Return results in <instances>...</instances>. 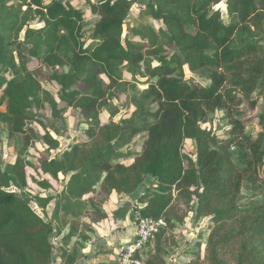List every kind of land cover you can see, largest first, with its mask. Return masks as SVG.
Segmentation results:
<instances>
[{
    "label": "trees",
    "instance_id": "16d2710c",
    "mask_svg": "<svg viewBox=\"0 0 264 264\" xmlns=\"http://www.w3.org/2000/svg\"><path fill=\"white\" fill-rule=\"evenodd\" d=\"M146 1L142 13L164 26L158 34L149 27L132 30L147 44L122 40V26L135 0H100L89 4L90 14L97 18L95 44L85 47L83 13L69 3L0 0V124L6 125L9 135H20L22 148L27 149L37 137L27 127L30 111L37 103L41 82L47 81L57 88L62 102L79 110L89 140V144L76 145L40 164L41 172L54 180L58 174H70L52 222L5 190L27 186L20 162L6 167L0 180V264H51L50 236H62L63 246L68 247L73 238L70 221L82 211L81 200L97 185L106 196L130 193L145 178L156 187L140 214L154 221L167 213L173 189L193 190L196 216L211 217L214 223L206 243V264H264V46L247 42L261 30L264 0H225L223 4L221 0ZM10 2L17 5L5 11ZM217 5L226 11L227 23L222 11L214 9ZM31 17L42 26L30 28ZM21 31L23 40L19 42ZM160 38L165 41L162 46ZM23 45L28 47V58L38 64L32 70L21 58ZM167 49L172 51L170 56L165 54ZM146 58L155 59L157 65L146 63ZM141 64H145V75L156 81L143 94L144 104L136 106L127 121L101 124L99 111L110 99L108 89L118 80L117 67L137 71ZM184 66L209 84L184 81ZM60 68L67 71L58 73ZM8 74L11 79L5 78ZM101 77L111 84L109 88ZM79 81L83 92L74 89ZM45 96L55 110V102L47 93ZM244 100L249 111L262 100V110L255 116L262 131L255 136L244 133L240 120ZM215 111H224L231 120L226 142L201 128ZM140 133H146L141 154L130 165L114 163L123 157L120 150ZM187 140L195 143V163L182 156ZM43 141L49 150L58 147L49 134ZM243 182L262 199L242 209L237 200ZM38 186L51 188L46 182ZM52 200L51 196H35L31 201L45 210ZM66 229L67 234L62 235ZM230 246L233 252L226 258ZM161 252L160 237L154 256L145 264H164ZM67 257L63 248L61 259ZM66 264H74V260Z\"/></svg>",
    "mask_w": 264,
    "mask_h": 264
},
{
    "label": "rangeland",
    "instance_id": "374dc122",
    "mask_svg": "<svg viewBox=\"0 0 264 264\" xmlns=\"http://www.w3.org/2000/svg\"><path fill=\"white\" fill-rule=\"evenodd\" d=\"M51 1L53 0H43L44 4ZM56 1L67 2L83 13V39L85 47L94 45L93 29L97 18L90 14L89 4H96L100 0ZM221 1V4H223L225 0ZM146 4V0H135L131 6L122 26L123 41L128 38L135 43L147 44V40L140 41L132 30H142L143 27H149L158 34V30L164 28L162 22L153 20L142 13L146 9ZM16 5L15 2H10L6 4L4 10L6 11ZM219 5L215 6L214 9H220L222 11V20L227 23L229 19L226 11H223ZM22 10H25V8ZM28 25L30 28H40L42 26L38 19L33 17L30 18ZM259 27L261 30L257 32L256 37L248 38L247 42L264 46V22ZM252 30L254 29L252 28ZM23 34L24 31L19 33V42H22ZM164 42V39L160 38L159 46L164 45ZM13 49L14 46L11 47V51ZM12 53L15 62L18 63L16 53ZM171 53V50H165L167 56H170ZM21 58L28 61L27 68L29 70L34 69L38 65L36 61L28 58V47L25 45L21 47ZM145 61L151 66L157 65L155 59L146 58ZM144 68L145 64H141L140 70L137 71L124 65L117 67L116 78L118 80L113 88L108 89L107 95L110 99H108L106 106L99 111L98 116L101 124L106 125L111 122L122 123L127 121L135 112V107L139 104H144L143 94L150 85L156 82L145 75ZM56 71L60 73L67 71V69L60 68L56 69ZM182 72L184 81L190 84L200 86H207L209 84L202 75L190 72L186 66L183 67ZM5 78L11 79L12 75L8 74ZM101 80L109 88L111 84L107 79L101 77ZM40 88L41 91L35 97L37 103L31 109V116L27 122V127L32 129L37 137L31 141L27 149L22 148V137L20 135H9L6 125L0 124V180L2 173L8 165L20 162L25 173L26 188L19 190L10 186L5 190L27 202L32 210L43 218V220L52 222L57 199L70 174H58L57 180H54L52 177L41 172L40 164L43 160L60 157L63 152L69 151L76 145L89 144V140L86 137L87 125L82 119L79 110L62 102L59 98L57 88L47 81L41 82ZM74 89L83 92V83L81 81L77 82ZM45 93L55 102V110L51 109ZM256 98V94L251 96L252 100ZM261 110L262 100L257 102L253 111H249L248 102L246 100L243 101V104L239 107V111L242 112L240 120L244 124L245 134L255 136L262 131L255 120V116ZM230 124L231 120L226 116L224 111H215L208 116L205 123L201 124V128L209 132L219 141L226 142L230 139ZM45 134H49L51 138L57 140L58 147L55 150H49L44 143L43 136ZM145 139L146 133H140L134 136L130 143L120 150L123 157L114 161V163L130 165L141 154ZM85 149L88 150L86 147ZM182 156L191 159L193 163L196 162V146L194 141H185L182 148ZM259 178H262V172L259 173ZM42 182L48 183L51 188L48 190L41 189L38 185ZM155 187L156 185L150 178H145L130 193H114L117 196L122 194L133 198V200L126 199L124 203H132V206L128 205L129 208H126L123 205L119 208L117 205L118 198L115 196L109 198L110 195H104L100 185H97L93 193L81 200L82 211L70 221L73 238L70 240L69 247L66 248L63 246L61 242L62 236H57L55 233L50 236L49 241L53 246L51 264H66L69 259H73L75 262V260L82 256L80 247L82 246L81 242L84 241L93 242L94 248L100 250L102 264H115L116 251L119 245H113V243L111 245L102 241L101 236L104 230H110L118 237L127 229L132 228L133 226L130 227L129 222L132 224L134 221L133 212L138 209L141 210L145 206V202L151 196ZM192 191V189L181 192L176 189L172 190V201L164 218L158 223L157 232L146 247L135 257L139 264H145L148 259L154 256L156 243L160 237L162 248L160 256L164 264H206V243L210 231L214 227V223L211 217L196 216V201L190 193ZM35 196H51L53 200L45 210H41L31 201ZM261 199L260 196L250 191L247 182L242 183L237 200L240 208L243 209L256 204ZM124 209L126 210L125 212ZM67 232L68 229L62 235H66ZM63 248L67 250L69 255L66 260L61 259V250ZM232 252L233 246L228 247L225 254L226 258L230 257V253Z\"/></svg>",
    "mask_w": 264,
    "mask_h": 264
},
{
    "label": "built area",
    "instance_id": "2783aa9c",
    "mask_svg": "<svg viewBox=\"0 0 264 264\" xmlns=\"http://www.w3.org/2000/svg\"><path fill=\"white\" fill-rule=\"evenodd\" d=\"M134 235L126 242H122L117 247L115 264H139L135 257L140 253L153 238L157 232L159 221H154L150 218H144L140 214V209L135 210Z\"/></svg>",
    "mask_w": 264,
    "mask_h": 264
},
{
    "label": "crops",
    "instance_id": "0c3cea01",
    "mask_svg": "<svg viewBox=\"0 0 264 264\" xmlns=\"http://www.w3.org/2000/svg\"><path fill=\"white\" fill-rule=\"evenodd\" d=\"M111 196H115L118 198V204L117 205L119 208L122 207L123 205H125L124 207H126V208H129L128 205L132 206V203L131 204H124L125 200L128 198L133 200L132 197H129V196L127 197L126 195H122V194L117 196L114 193L110 194L109 198H112ZM125 209H124V212L126 211ZM129 226L130 227L132 226L131 222H129ZM99 235H102V234H99ZM133 235H134V228L132 227V228L127 229L125 232H123L121 234V236H118V237L116 235H114V233L111 232L110 230H108V231L104 230V233L101 236V238H102V241H104L105 243H108L111 245H112V243H113V245L114 244L119 245V243H122L123 241H127L130 238H132ZM81 243H82V246L80 247V252L82 253V256L79 257L77 260H75L74 264H102V260H100V257H102V255L100 254V250L94 248L93 242L84 241ZM68 247H69V245H68Z\"/></svg>",
    "mask_w": 264,
    "mask_h": 264
}]
</instances>
